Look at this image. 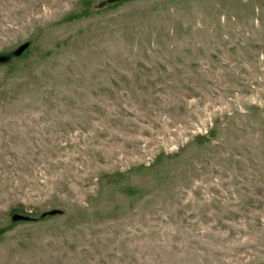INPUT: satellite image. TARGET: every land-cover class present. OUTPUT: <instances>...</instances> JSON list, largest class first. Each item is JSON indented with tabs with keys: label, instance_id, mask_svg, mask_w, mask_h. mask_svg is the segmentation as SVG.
Listing matches in <instances>:
<instances>
[{
	"label": "rangeland",
	"instance_id": "1",
	"mask_svg": "<svg viewBox=\"0 0 264 264\" xmlns=\"http://www.w3.org/2000/svg\"><path fill=\"white\" fill-rule=\"evenodd\" d=\"M0 59V264H264V0H0Z\"/></svg>",
	"mask_w": 264,
	"mask_h": 264
},
{
	"label": "water",
	"instance_id": "2",
	"mask_svg": "<svg viewBox=\"0 0 264 264\" xmlns=\"http://www.w3.org/2000/svg\"><path fill=\"white\" fill-rule=\"evenodd\" d=\"M25 49V46H22L21 48H19V50L17 51V53L19 54L20 52H22ZM1 60V59H0ZM14 220H24L26 217H22L19 215H16L13 217Z\"/></svg>",
	"mask_w": 264,
	"mask_h": 264
},
{
	"label": "trees",
	"instance_id": "3",
	"mask_svg": "<svg viewBox=\"0 0 264 264\" xmlns=\"http://www.w3.org/2000/svg\"><path fill=\"white\" fill-rule=\"evenodd\" d=\"M110 1H111V2H114V1H116V0H110ZM104 4H105V3H103V4L101 5V7H103V6H104Z\"/></svg>",
	"mask_w": 264,
	"mask_h": 264
}]
</instances>
